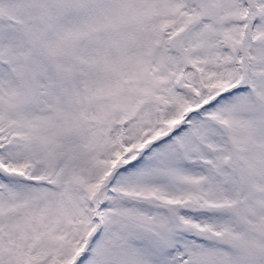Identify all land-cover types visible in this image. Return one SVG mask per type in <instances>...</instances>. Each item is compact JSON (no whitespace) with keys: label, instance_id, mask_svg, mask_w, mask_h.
<instances>
[{"label":"snow or ice","instance_id":"1","mask_svg":"<svg viewBox=\"0 0 264 264\" xmlns=\"http://www.w3.org/2000/svg\"><path fill=\"white\" fill-rule=\"evenodd\" d=\"M0 264H264V0H0Z\"/></svg>","mask_w":264,"mask_h":264}]
</instances>
